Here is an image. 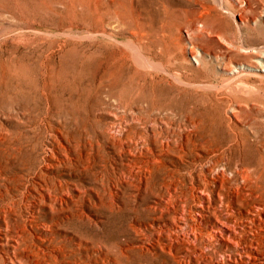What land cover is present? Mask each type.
Instances as JSON below:
<instances>
[{"label": "rangeland", "instance_id": "rangeland-1", "mask_svg": "<svg viewBox=\"0 0 264 264\" xmlns=\"http://www.w3.org/2000/svg\"><path fill=\"white\" fill-rule=\"evenodd\" d=\"M178 176L188 197L167 207L185 205V231L206 235L194 186L221 176L206 225L249 234L236 214L264 193V0H0V264H183L150 207ZM239 258L214 240L194 263Z\"/></svg>", "mask_w": 264, "mask_h": 264}, {"label": "bare ground", "instance_id": "bare-ground-1", "mask_svg": "<svg viewBox=\"0 0 264 264\" xmlns=\"http://www.w3.org/2000/svg\"><path fill=\"white\" fill-rule=\"evenodd\" d=\"M204 18L207 19L206 17ZM195 19L196 21L191 25V29L193 31H198L199 29L196 25V22L199 18ZM190 50L193 55L196 56H194L195 61L198 62L200 53H197V51L193 49V45L190 46ZM237 137L235 141L239 143V139H237ZM157 160H159L158 155L154 157V161ZM248 172L249 171L246 170L245 173ZM216 179L218 180V182H215L214 184H212V181H209L208 178H203L202 180L199 179L200 181L197 182L196 186L192 184L194 187L203 192V195L200 196V202L196 208V212L198 215L193 219L195 220V222H197V224H201L200 226L201 228L205 229L206 235H204L202 232H197L196 229H193V232H189L188 230L185 231L187 226L186 224L188 223L187 209L184 208L185 205L183 206V208H178V206H173L172 208L170 206L169 208L167 207L168 201H173L175 204L177 203V201L180 202L181 199H177L179 195H182V192L183 194H185L186 198L188 197V190L182 187V185L180 186V182L182 183L183 181L181 176L165 182L163 185L164 190L160 192V198H158V201L150 206L152 209L159 211L157 217L154 218L155 220H163V218L167 219L165 217H169L168 219H170V222L164 221L165 224L162 225V229L157 234L159 235L165 233L166 235L170 236L168 245L170 248H172L171 251H174L179 246L182 248L180 252L181 262L183 264L185 262L187 264H196L194 263V260H199L201 257H204L207 249H213L214 240L217 242L230 240L232 242V245L236 247L238 253L240 254L241 258L239 259L245 257L248 258V261L242 264H262L261 255H264V193L256 194L254 190L249 191L251 201H248L246 203V205H249L248 207H245L247 211H243L242 208H237L238 210L236 209V203L238 201L237 197H228V204L230 203L229 205H231L233 209L237 210L238 214L236 215H240L239 217L242 218L248 225L249 234L233 228V224H231L230 220L227 218V215H221L218 219H211L209 220V225H206L208 218L213 215L214 204L213 198L209 194H207V192H214L218 196L217 199L220 202L214 204L215 207L222 205L224 206L225 199H223V196L225 194L223 192V186L225 180L221 176H218ZM185 180L186 179H184V181ZM183 185L185 186V184ZM260 185H262V183ZM255 195L257 196L254 197ZM112 197V201L114 204L115 196L112 195ZM150 223L154 228L156 223L158 222L153 221ZM173 233H175V235H173ZM13 245L16 247L17 243L14 242ZM207 254H210L213 257V253L209 252ZM230 256L232 257V255ZM55 258L63 262V260L59 258L57 254L55 255ZM235 260L237 261L238 259ZM33 262L31 264H35V262ZM63 263L65 264V262ZM75 263L79 264L78 262ZM205 264H213V262Z\"/></svg>", "mask_w": 264, "mask_h": 264}]
</instances>
